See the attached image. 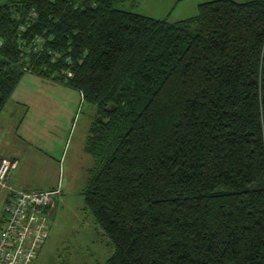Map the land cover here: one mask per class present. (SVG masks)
Returning <instances> with one entry per match:
<instances>
[{"label":"trees","instance_id":"16d2710c","mask_svg":"<svg viewBox=\"0 0 264 264\" xmlns=\"http://www.w3.org/2000/svg\"><path fill=\"white\" fill-rule=\"evenodd\" d=\"M132 4L0 3V111L27 72L95 105L82 194L111 251L94 264H264V0L176 20Z\"/></svg>","mask_w":264,"mask_h":264},{"label":"rangeland","instance_id":"374dc122","mask_svg":"<svg viewBox=\"0 0 264 264\" xmlns=\"http://www.w3.org/2000/svg\"><path fill=\"white\" fill-rule=\"evenodd\" d=\"M5 1L0 0V3ZM201 1L204 0L138 2L145 14L157 17L162 15V10L170 9L168 15L173 18L180 9L198 7ZM18 85L15 98H25L28 104H18L15 98L8 100L0 115L6 118L0 127V150L7 155L20 156L18 167L12 172L17 176L20 173L22 187L59 189L48 220L47 237L33 264L103 261L111 251L109 237L84 207L82 194L87 169L94 161L93 155L84 150V138L94 117L95 105L84 100L77 89L32 72L25 73ZM32 86L39 89L31 90ZM21 119L23 123L18 128ZM24 127L27 129L24 134H28L25 140L20 136ZM7 181L10 182L9 178ZM7 204V191L0 188V219Z\"/></svg>","mask_w":264,"mask_h":264},{"label":"built area","instance_id":"2783aa9c","mask_svg":"<svg viewBox=\"0 0 264 264\" xmlns=\"http://www.w3.org/2000/svg\"><path fill=\"white\" fill-rule=\"evenodd\" d=\"M16 157L0 158V187L10 191L0 224V264H33L47 237L48 218L55 205L54 189H25L7 182Z\"/></svg>","mask_w":264,"mask_h":264},{"label":"crops","instance_id":"0c3cea01","mask_svg":"<svg viewBox=\"0 0 264 264\" xmlns=\"http://www.w3.org/2000/svg\"><path fill=\"white\" fill-rule=\"evenodd\" d=\"M141 2V0H135V2H134V0H133V4L132 5H134V6H136L137 5V11H139V12H143V13H146V11L145 10H142L143 8L141 7V5L139 4V2ZM171 8V7H170ZM197 10H198V7L196 6L195 7V5H194V8H192V9H180L177 13H175V15L173 16V18H172V16H170V15H168L169 13H170V9L169 10H162V15L161 16H157V17H167L169 20H176V19H180V18H183V17H186V16H189V15H192V14H194V13H196L197 12ZM145 11V12H144ZM148 13V12H147ZM149 15H151V16H153V14H149ZM155 17V16H154ZM19 84V83H18ZM17 84V85H18ZM61 84V83H60ZM64 85V84H63ZM19 86V85H18ZM24 86H26V85H24ZM38 86V85H37ZM17 88V86L14 88V90L12 91V93L10 94V96H9V98L7 99V101H6V103L4 104V106H3V108L1 109V111H0V115L4 112V108H5V106H7V104H8V100L10 99V100H14V98H15V93H16V89ZM30 88V87H29ZM20 89H21V87H20ZM36 89H39V88H37L36 86H32L31 87V90H36ZM27 95H24V97H26ZM16 99V98H15ZM14 102H16V103H18V104H28V102L25 100V98H19V99H16ZM25 116H23V118H24ZM3 118V119H2ZM27 120V118H25V120H24V122ZM4 122H6V118L5 117H1L0 116V127H3V123ZM23 123V121H22V119H21V122H20V124H19V126H17L18 128L20 127V125ZM16 126V125H15ZM26 130L27 129H25V127L23 128V131L21 132V134H20V136L21 137H23L24 138V140L25 139H28V138H25V137H27L28 136V134L27 133H25L24 134V131L26 132ZM33 132H34V130H32V134H33ZM4 136H6V133H4ZM49 136V135H48ZM2 138V135H1V133H0V140H2L1 139ZM49 138H52L51 136H49ZM0 146H2V144H0ZM3 150H0V158H2V157H7V158H10V157H16L17 159H18V164H19V162H20V156H16V155H12V154H10V155H7V154H5L4 152H2ZM18 164H17V166L15 167L16 169H17V167H18ZM14 168V169H15ZM15 169V170H16ZM12 170L13 169H11L10 170V172H9V183H11V184H13V185H15V186H18V187H22L21 186V184H23L24 182H22V180H21V177H20V173H19V175L17 176L16 175V173H15V171H13L12 172ZM22 188H24V186L22 187ZM25 189H28V188H25ZM30 189H32V188H30ZM34 189H43V188H34ZM44 189H48V188H44ZM6 190V189H5ZM7 191V190H6ZM7 195H8V192H7Z\"/></svg>","mask_w":264,"mask_h":264}]
</instances>
